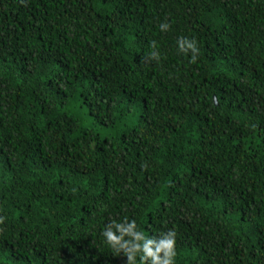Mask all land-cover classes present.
Wrapping results in <instances>:
<instances>
[{"label":"trees","instance_id":"1","mask_svg":"<svg viewBox=\"0 0 264 264\" xmlns=\"http://www.w3.org/2000/svg\"><path fill=\"white\" fill-rule=\"evenodd\" d=\"M125 218L264 264V0H0V264H126Z\"/></svg>","mask_w":264,"mask_h":264},{"label":"clouds","instance_id":"2","mask_svg":"<svg viewBox=\"0 0 264 264\" xmlns=\"http://www.w3.org/2000/svg\"><path fill=\"white\" fill-rule=\"evenodd\" d=\"M169 27L166 21L158 25L161 32L168 31ZM175 43L180 53L189 55L190 62H196L199 48L194 38L181 36ZM149 55L153 60H159L155 42ZM101 235L113 255L123 254L126 257V264H175L176 233L172 229L158 235L146 236L143 231L137 229L134 220L125 218L105 224Z\"/></svg>","mask_w":264,"mask_h":264},{"label":"rangeland","instance_id":"3","mask_svg":"<svg viewBox=\"0 0 264 264\" xmlns=\"http://www.w3.org/2000/svg\"><path fill=\"white\" fill-rule=\"evenodd\" d=\"M86 124L89 126H95L102 137H115L119 134V132L113 128H107L96 125L95 122L92 121V118L90 116L87 117Z\"/></svg>","mask_w":264,"mask_h":264},{"label":"water","instance_id":"4","mask_svg":"<svg viewBox=\"0 0 264 264\" xmlns=\"http://www.w3.org/2000/svg\"><path fill=\"white\" fill-rule=\"evenodd\" d=\"M216 99L214 98V101H215Z\"/></svg>","mask_w":264,"mask_h":264}]
</instances>
